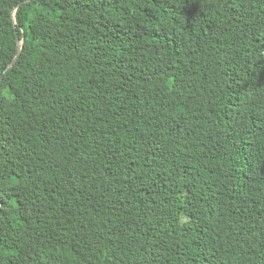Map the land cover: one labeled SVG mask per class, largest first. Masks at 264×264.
<instances>
[{
    "label": "trees",
    "instance_id": "16d2710c",
    "mask_svg": "<svg viewBox=\"0 0 264 264\" xmlns=\"http://www.w3.org/2000/svg\"><path fill=\"white\" fill-rule=\"evenodd\" d=\"M0 264H264V0H0Z\"/></svg>",
    "mask_w": 264,
    "mask_h": 264
},
{
    "label": "water",
    "instance_id": "95a60500",
    "mask_svg": "<svg viewBox=\"0 0 264 264\" xmlns=\"http://www.w3.org/2000/svg\"><path fill=\"white\" fill-rule=\"evenodd\" d=\"M14 12V11H13ZM13 16H14V13H13ZM17 43L20 44L21 43V40L19 38H17ZM20 51H21V47H18L17 49V54L16 56L14 57V59L10 62V64L8 66H11L15 63V61L17 60V58L19 57V54H20Z\"/></svg>",
    "mask_w": 264,
    "mask_h": 264
},
{
    "label": "bare ground",
    "instance_id": "6f19581e",
    "mask_svg": "<svg viewBox=\"0 0 264 264\" xmlns=\"http://www.w3.org/2000/svg\"><path fill=\"white\" fill-rule=\"evenodd\" d=\"M203 1V0H202ZM179 2V1H178ZM204 3V2H203ZM206 14V13H205ZM254 154V153H253Z\"/></svg>",
    "mask_w": 264,
    "mask_h": 264
}]
</instances>
